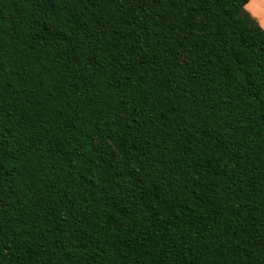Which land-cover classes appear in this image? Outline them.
<instances>
[{"label":"trees","instance_id":"16d2710c","mask_svg":"<svg viewBox=\"0 0 264 264\" xmlns=\"http://www.w3.org/2000/svg\"><path fill=\"white\" fill-rule=\"evenodd\" d=\"M249 2L0 0V264H264Z\"/></svg>","mask_w":264,"mask_h":264},{"label":"clouds","instance_id":"9594fccd","mask_svg":"<svg viewBox=\"0 0 264 264\" xmlns=\"http://www.w3.org/2000/svg\"><path fill=\"white\" fill-rule=\"evenodd\" d=\"M243 7L244 11L248 13V15L243 18L244 23H246L252 30L264 33V15L256 12H250V6L247 4Z\"/></svg>","mask_w":264,"mask_h":264},{"label":"crops","instance_id":"0c3cea01","mask_svg":"<svg viewBox=\"0 0 264 264\" xmlns=\"http://www.w3.org/2000/svg\"><path fill=\"white\" fill-rule=\"evenodd\" d=\"M249 5L250 12H256L264 15V0H250Z\"/></svg>","mask_w":264,"mask_h":264}]
</instances>
